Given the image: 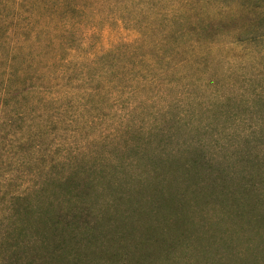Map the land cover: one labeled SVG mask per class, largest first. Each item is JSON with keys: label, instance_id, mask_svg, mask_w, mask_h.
I'll return each instance as SVG.
<instances>
[{"label": "trees", "instance_id": "obj_1", "mask_svg": "<svg viewBox=\"0 0 264 264\" xmlns=\"http://www.w3.org/2000/svg\"><path fill=\"white\" fill-rule=\"evenodd\" d=\"M149 8L155 20L143 22L134 40L87 60L100 76L68 79L53 94L25 78L8 93L4 105L12 102L15 111L1 133L15 135V153L38 177L0 217V264L212 263L191 259L213 251L214 242L190 228L192 209L199 215L212 205L226 217H247L264 239V0H153ZM152 34V56L131 67L123 61L105 88H85ZM222 40L242 47L254 69L236 74L227 64L220 71L211 51ZM156 64H164L160 72ZM75 79L84 87L79 99L70 94ZM171 88L177 97L163 100ZM92 110V121H106L95 127L101 136L88 135L87 149L64 157L59 125ZM253 264H264V245Z\"/></svg>", "mask_w": 264, "mask_h": 264}, {"label": "rangeland", "instance_id": "obj_2", "mask_svg": "<svg viewBox=\"0 0 264 264\" xmlns=\"http://www.w3.org/2000/svg\"><path fill=\"white\" fill-rule=\"evenodd\" d=\"M152 1L0 0V124L13 121L12 113L15 111V106L11 105L12 102L7 106L4 103L8 93L12 95L11 91L16 88V84L20 87L23 86L25 78H33L39 84V88L47 91L44 94H53L68 79L83 75L95 76L96 73V76H100L102 69L98 66H96L97 69L89 67L87 60L103 54L122 43L123 40L127 42L134 40L139 35L143 22L147 24L150 22L151 25L155 20L153 11L149 8ZM154 25L155 31L152 33L158 34L156 21ZM162 28L169 30L172 26L168 24L163 25ZM156 38V34L149 35L146 45L133 49L132 55L129 51H126L125 55H120L117 59L118 65H115L110 71V76L105 74L101 77L103 79L97 78L98 80L92 78L93 81L84 83L85 88L98 87L99 85H103L105 88V81L110 77H115L123 69V61L126 67H131L133 60L136 62L139 58L152 56L156 51L153 42ZM235 45L232 41L230 44L228 40L224 42L222 40V43L214 47L211 51L212 57L220 59L222 62L218 60L216 67L220 71H225L224 66L229 64L231 69V65H234L236 74L246 73L248 71L246 67L253 70V59L246 51L242 50V47ZM226 58H230V63ZM163 65L156 64V67L152 68L154 71L160 72ZM185 72L187 70L179 69V74ZM18 74L19 77H17ZM232 78L230 79L231 84L235 83L236 77ZM75 80L69 85L70 94L73 92V96L79 99L84 87L81 81ZM118 80L120 79L116 78L115 82L117 83ZM14 81H16L15 84ZM237 82L239 83V80ZM177 83L184 84L185 82ZM79 85L80 88L77 87ZM165 93L163 100L169 101L177 97L171 95L175 93L174 88ZM102 104L106 107L110 103L102 102ZM101 110L98 111V114L103 113ZM83 113V116H80L81 119L68 123L63 121L59 125L57 140L65 143V148H67L64 157L71 154V149H87L91 143L87 138L88 135L99 134L101 136L95 127L103 126L106 121L104 119L101 120V123H99L100 120L92 121L93 110L91 113L87 111ZM143 114L146 113L143 112ZM74 130L75 133H73ZM1 131L5 133L0 127V217L5 218L9 214L8 207L14 194L31 187L38 175L31 177L28 173L29 170L23 164V153L20 155L15 153L16 145H12L15 135L9 132L8 136L4 138V133ZM64 133L68 136L66 137ZM22 134L19 132V136ZM49 138L53 141L54 134ZM36 172L37 169L34 173ZM235 183L237 184V181ZM234 189L237 188L234 187ZM182 191H186L183 186L179 192ZM196 211L199 209H192L193 216H190V219L194 220L195 224L190 228H199L198 233L206 230L202 241L210 240V242H214V247L210 253H191V259L196 260L201 256H208L214 260L208 264H223L225 261L230 264H243L244 260L253 264V256L260 255L264 239L261 237L262 234H258V232L256 234L250 226L246 225L247 217L245 219L238 218L236 211L232 212L231 217H226L223 209L220 206L217 208V205L205 208L203 211L205 217L203 212L199 213V216ZM5 225L4 220L0 219V228ZM206 246L205 243L201 245L204 249ZM256 252L258 254H255Z\"/></svg>", "mask_w": 264, "mask_h": 264}]
</instances>
